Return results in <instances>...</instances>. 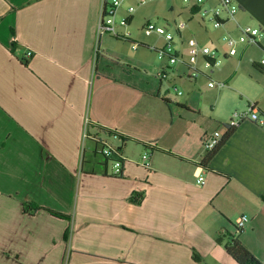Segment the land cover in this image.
Returning <instances> with one entry per match:
<instances>
[{
  "label": "crops",
  "instance_id": "crops-1",
  "mask_svg": "<svg viewBox=\"0 0 264 264\" xmlns=\"http://www.w3.org/2000/svg\"><path fill=\"white\" fill-rule=\"evenodd\" d=\"M104 1L0 0V264H238L227 235L264 264V125L244 121L207 163L202 144L219 131L214 106L227 92L264 112V53L239 46L223 60L234 62L191 79L158 58L167 42L156 33L132 57L107 49ZM233 1L235 20L213 33L197 9L175 13L174 50L187 59L193 38L227 56L226 34L264 30V0ZM212 77L226 92L209 88ZM97 140L118 149L123 175L95 165Z\"/></svg>",
  "mask_w": 264,
  "mask_h": 264
},
{
  "label": "built area",
  "instance_id": "built-area-1",
  "mask_svg": "<svg viewBox=\"0 0 264 264\" xmlns=\"http://www.w3.org/2000/svg\"><path fill=\"white\" fill-rule=\"evenodd\" d=\"M156 1V0H141L142 3ZM185 4L191 6L193 9H197V12L201 14L204 23L210 22L214 29H219L223 27L229 21H234L236 14L239 11V6L233 0H218V4L215 6L206 7V3L209 0H196L192 4V0H183ZM122 5V0H105L103 4L102 13L98 23V33L99 35L113 34L117 36L115 31L114 18L118 9ZM128 12L132 14L134 8L130 7ZM178 34L186 27L182 22L175 23ZM238 35L234 36L230 33L223 37V41L227 47V56H222L216 48H211L208 46H201L197 40L190 39L188 41V57L187 59L181 55L179 52L174 50L173 37L167 33L166 28L157 26L155 24L147 23L144 28V33L150 36L154 33L164 36L166 39V46L162 49L156 50V54L159 59L168 58L170 65H175L178 63L185 64L190 69L189 78L194 79L202 74V70L198 67V62L200 59L203 61V68L210 73L213 72L215 68L220 66L224 59L228 57H235L239 53V46L242 47H256L262 50L264 53V30L259 27H239ZM132 48L135 50L138 48V44H133ZM28 57L31 56L30 53L27 54ZM261 65H264V58L260 61ZM170 72L167 68L161 72L160 78H166ZM209 88H222L225 85L222 83H217L210 80L208 83ZM177 91V89H175ZM179 93V92H178ZM244 121H251L260 126L264 125V112L257 109L255 104H250L245 112L235 113L230 120V122L225 125L227 130H232L237 128ZM223 135L220 131H215L212 134L206 136L203 141V149L207 153L213 152L220 144ZM99 147V153L107 158H113L110 161L112 166V175L121 176L123 175L124 159L120 156L117 148L112 147L104 140H97ZM151 154L146 153L142 156V165L145 168H150ZM197 183L199 185L205 184V178L203 176H198ZM249 218L247 216H240L236 220L235 228L236 232L239 234L243 232Z\"/></svg>",
  "mask_w": 264,
  "mask_h": 264
},
{
  "label": "rangeland",
  "instance_id": "rangeland-1",
  "mask_svg": "<svg viewBox=\"0 0 264 264\" xmlns=\"http://www.w3.org/2000/svg\"><path fill=\"white\" fill-rule=\"evenodd\" d=\"M186 6L187 4H185L183 0H156L145 3H142L141 0H122V5L118 9L114 18V27L117 36L113 34L102 35L103 45L106 46L107 49H114L121 52L125 56L132 57L135 53L132 48L133 44H138V49L142 50L145 49L143 45L150 43V39L152 37L147 36L144 33V28L147 23L155 24L163 28L167 27V24L169 23L171 26L170 29H173L174 25L172 19L175 16V13L182 10ZM130 7L134 8V12L132 14L128 12ZM131 17L132 20L129 22ZM194 17L196 23L200 21L202 22L201 14H196ZM203 26L207 27V29L213 33V27L210 22L206 21L203 23ZM104 55L107 58H110L111 56L110 52H106ZM110 59L117 60L118 57L112 56ZM228 62L232 63L234 60L222 61L221 64ZM199 68H201V70H205L202 65H200ZM233 68H236V72H243V68L238 66L237 63L233 66ZM212 78L213 81L217 82L214 77ZM226 89L227 87H222L214 89V92L222 90L223 93L226 92ZM238 100L239 98L236 95L229 94V92H227L222 97L220 102L215 104V119L218 122L217 126L221 133L224 131L226 132L227 128L225 125L230 122L235 113H242L247 110L248 104L246 99L244 98L245 103H240V100ZM208 110L211 112L210 106Z\"/></svg>",
  "mask_w": 264,
  "mask_h": 264
},
{
  "label": "trees",
  "instance_id": "trees-1",
  "mask_svg": "<svg viewBox=\"0 0 264 264\" xmlns=\"http://www.w3.org/2000/svg\"><path fill=\"white\" fill-rule=\"evenodd\" d=\"M27 64V62H26ZM235 133V129L229 130L226 135L223 137L219 146L211 153H209L205 158V163L211 161V159L218 153V151L225 145L228 139ZM119 152V151H118ZM120 153V152H119ZM95 165L102 169L103 173H106V170L110 164V161L113 158H107L103 156L98 151L93 153V157ZM143 199L141 195H135L132 197L131 202L135 204H140ZM30 205L26 204L25 209L29 210ZM37 210H41L39 207H34L32 212ZM31 211V210H29ZM68 240L67 236L65 237ZM227 243L225 244V249L227 253L238 263V264H262L236 237L232 235H227ZM223 242L222 238L217 239V243L221 244Z\"/></svg>",
  "mask_w": 264,
  "mask_h": 264
}]
</instances>
